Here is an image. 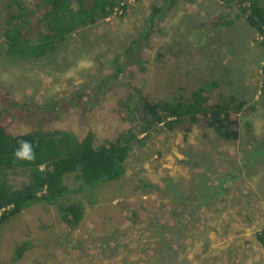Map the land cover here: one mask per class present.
<instances>
[{"label":"rangeland","instance_id":"1","mask_svg":"<svg viewBox=\"0 0 264 264\" xmlns=\"http://www.w3.org/2000/svg\"><path fill=\"white\" fill-rule=\"evenodd\" d=\"M126 3L123 16L115 11L39 59L0 49V123L12 132L62 128L78 138L90 129L98 144L130 125L117 101L132 87L167 98L209 78L246 97L253 111L240 115L234 141L204 127L153 128L133 145L122 178L94 197L70 194L83 204L75 228L60 221L56 205L42 203L2 224L0 264H264L254 237L264 226V46L221 0H174L157 14L148 40L136 43L152 5L168 2ZM12 11L0 0V41ZM214 14L234 22L213 27Z\"/></svg>","mask_w":264,"mask_h":264},{"label":"trees","instance_id":"2","mask_svg":"<svg viewBox=\"0 0 264 264\" xmlns=\"http://www.w3.org/2000/svg\"><path fill=\"white\" fill-rule=\"evenodd\" d=\"M128 0H8L13 7L9 17L14 23L2 33L0 49L7 56L39 59L58 49L76 31L103 20L117 10L123 16ZM152 5L142 36L136 43L148 40L157 14L169 9ZM236 9L241 18L259 37L264 46V0H221ZM233 18L224 14L210 17L213 27H229ZM119 56L112 61L116 63ZM112 64V62H111ZM259 94L264 99V59L260 63ZM121 67L109 78H115ZM209 78L194 88L179 87L167 98H150L140 89L131 88L117 102L130 125L112 138L94 142L88 129L81 138L62 128H39L12 132L0 123V226L30 206L42 203L56 205L60 221L69 231L79 225L83 204L70 194L86 193L94 197L103 184L117 181L126 172V160L135 143H145L151 130L158 126L177 128L187 133L192 127L210 129L215 138L234 141L238 137L241 114L253 111V105L239 93L224 92L219 80ZM134 91V92H133ZM115 110V109H113ZM115 113H120L115 110ZM129 113V114H128ZM120 118V116H119ZM27 144L29 147H25ZM15 178L11 183V177ZM72 178L77 184L69 186ZM68 233V232H67ZM69 234V233H68ZM264 249V226L254 234ZM16 246L13 258L21 257L27 247Z\"/></svg>","mask_w":264,"mask_h":264},{"label":"clouds","instance_id":"3","mask_svg":"<svg viewBox=\"0 0 264 264\" xmlns=\"http://www.w3.org/2000/svg\"><path fill=\"white\" fill-rule=\"evenodd\" d=\"M25 147H29L27 144H25Z\"/></svg>","mask_w":264,"mask_h":264}]
</instances>
